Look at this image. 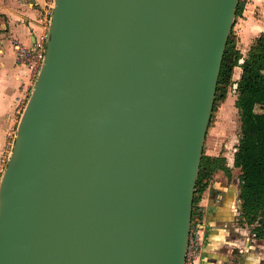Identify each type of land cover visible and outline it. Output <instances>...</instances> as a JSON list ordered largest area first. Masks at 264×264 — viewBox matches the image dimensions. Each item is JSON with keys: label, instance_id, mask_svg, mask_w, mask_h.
Instances as JSON below:
<instances>
[{"label": "water", "instance_id": "obj_1", "mask_svg": "<svg viewBox=\"0 0 264 264\" xmlns=\"http://www.w3.org/2000/svg\"><path fill=\"white\" fill-rule=\"evenodd\" d=\"M240 0H54L0 178V264H184Z\"/></svg>", "mask_w": 264, "mask_h": 264}, {"label": "crops", "instance_id": "obj_2", "mask_svg": "<svg viewBox=\"0 0 264 264\" xmlns=\"http://www.w3.org/2000/svg\"><path fill=\"white\" fill-rule=\"evenodd\" d=\"M243 3L242 15L234 27L240 47L246 52L264 34V0ZM52 6L51 0H0V169L5 166L2 159L10 153L15 126L37 76L30 67L18 62L16 45H32L48 31ZM236 150L237 146L229 160L226 154L215 150L203 151L209 156L226 158L227 169L214 171L201 196L205 229L198 264H264V237H256L250 226H242L238 221L241 169L234 165Z\"/></svg>", "mask_w": 264, "mask_h": 264}, {"label": "trees", "instance_id": "obj_3", "mask_svg": "<svg viewBox=\"0 0 264 264\" xmlns=\"http://www.w3.org/2000/svg\"><path fill=\"white\" fill-rule=\"evenodd\" d=\"M243 7L240 0L236 16L242 13ZM234 44L229 36L215 99L224 97L232 67L240 66L235 105L241 119V132L234 156V165L241 169L238 221L242 226H250L256 237H264V34L252 42L246 56L235 50ZM218 168L227 169L225 158L203 153L193 200L192 226L203 220L201 196Z\"/></svg>", "mask_w": 264, "mask_h": 264}, {"label": "rangeland", "instance_id": "obj_4", "mask_svg": "<svg viewBox=\"0 0 264 264\" xmlns=\"http://www.w3.org/2000/svg\"><path fill=\"white\" fill-rule=\"evenodd\" d=\"M244 1L245 0H243V2ZM241 15L242 13L236 16L234 25H236V23L238 22V16ZM234 25L230 33V37L235 42L234 44L235 50H239L240 52H242L243 56H246L250 48V45L252 43L249 45L246 52L243 51L244 49L242 50L240 47L239 35ZM240 70L241 69L238 65L232 67L231 76L225 86L224 97L215 99V107L213 108L211 120L207 130V137L204 142L205 148H203V151L205 150V152H210L212 150H215L216 153L226 154L225 156L228 160L232 157L234 153V149L239 143L240 132H241V119L239 112L235 106V101L237 98L236 96L238 94L236 89V84L240 78L238 77L240 74ZM21 114L19 115L18 122L21 117ZM16 128L17 125L15 126V129ZM204 229H205V224L203 226V230Z\"/></svg>", "mask_w": 264, "mask_h": 264}, {"label": "built area", "instance_id": "obj_5", "mask_svg": "<svg viewBox=\"0 0 264 264\" xmlns=\"http://www.w3.org/2000/svg\"><path fill=\"white\" fill-rule=\"evenodd\" d=\"M51 1L53 2V6H54V0ZM53 6L49 12V22L53 12ZM47 32L43 36H41L39 40L35 41L32 45H26L24 43H18L16 45L18 62L20 64L27 65L36 74H38V71L41 67L44 58ZM14 138L15 137H13L12 139L13 142H14ZM13 142L11 143V146L9 148L10 152L13 146ZM9 155L4 156L2 159L5 166L8 161ZM5 166H3L2 169H0V172L3 173ZM203 226H204L203 220L201 222H197L193 226L191 225L184 264H198L203 249V239H204Z\"/></svg>", "mask_w": 264, "mask_h": 264}]
</instances>
